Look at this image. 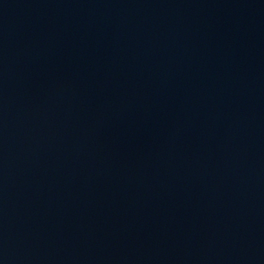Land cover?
I'll return each instance as SVG.
<instances>
[{
	"label": "water",
	"instance_id": "95a60500",
	"mask_svg": "<svg viewBox=\"0 0 264 264\" xmlns=\"http://www.w3.org/2000/svg\"><path fill=\"white\" fill-rule=\"evenodd\" d=\"M0 264H264V0H0Z\"/></svg>",
	"mask_w": 264,
	"mask_h": 264
}]
</instances>
